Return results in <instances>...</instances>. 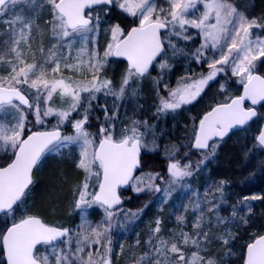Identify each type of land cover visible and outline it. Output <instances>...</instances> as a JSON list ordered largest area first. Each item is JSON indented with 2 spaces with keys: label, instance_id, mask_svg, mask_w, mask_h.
Masks as SVG:
<instances>
[{
  "label": "snow or ice",
  "instance_id": "obj_1",
  "mask_svg": "<svg viewBox=\"0 0 264 264\" xmlns=\"http://www.w3.org/2000/svg\"><path fill=\"white\" fill-rule=\"evenodd\" d=\"M37 8L50 15L45 23L51 40L49 46L41 43L34 49L35 18L31 13ZM114 11L125 19L131 17L134 26L124 29L119 23L110 25L106 29L110 39L101 51L96 35L101 20ZM0 23L7 37L0 43V151L7 157L0 164V213L5 218L4 230L0 231L3 264H113L111 231L115 217L122 213L135 220L143 212V208L123 210L121 189L136 194L162 193L167 203L176 186L186 187L183 181L217 155L233 129L244 127L257 116L256 108L246 107L245 101L252 106L264 102V75L254 71L257 61L264 62V36L252 32L253 28L264 32V23L247 17L230 0H0ZM189 29L198 30L203 38L191 56L198 63L205 61L208 72L196 79L182 77L175 88L165 85L166 95L157 92V113L192 104L219 73L227 70L237 78L243 94L226 97L194 124L188 151L169 160L167 176L151 172L137 175L142 167L141 152L149 148L145 137L152 126L147 121L132 120L117 128L105 107L104 122L92 131L91 102L101 93L114 101L137 97L154 68L170 70L171 57L188 55L177 41L191 40ZM209 49L214 53L211 59L206 56ZM110 58L126 63L118 84L105 74ZM220 88L226 91L227 85ZM56 99L62 106H56ZM30 113L33 128L43 127L48 117H56V123L33 130L28 127ZM65 125L70 128L68 134L62 130ZM254 139L264 148V129ZM65 151L77 155L75 167L83 173L74 188V207L81 221L77 230L49 224L38 215L17 218L31 191L33 169L46 156ZM179 152L173 146L169 155L174 157ZM193 155L199 156L195 163L190 158ZM158 181L167 186L161 187ZM225 183L220 181L214 191L206 190L203 202H193V233L180 227L178 233L165 237L157 218L150 227L147 250L132 264H220L207 248L213 221L247 224L248 218L242 213L246 210L250 216L252 206L245 202L261 199L244 196L229 206L228 216H221V205L228 203L223 195ZM93 206L104 213L95 225L88 218V209ZM183 207L187 211V205ZM176 221L183 226L186 217L177 214ZM229 234L226 231L216 238L228 245ZM244 247L242 264H264V235H253Z\"/></svg>",
  "mask_w": 264,
  "mask_h": 264
},
{
  "label": "rangeland",
  "instance_id": "obj_2",
  "mask_svg": "<svg viewBox=\"0 0 264 264\" xmlns=\"http://www.w3.org/2000/svg\"><path fill=\"white\" fill-rule=\"evenodd\" d=\"M158 3H163V0H157ZM232 4H234L237 9L241 12H243L247 17L252 19V1L251 0H230ZM255 10L257 12V15L264 16V11L259 10L261 7H257L259 5H255ZM23 7V6H21ZM200 10L202 11V6H199ZM247 8V9H246ZM249 8V9H248ZM26 11V9H25ZM114 14L116 16H119L121 22H114L110 21L107 18H104L101 20V28L99 31V34L96 35V44L97 47L102 51L103 48L106 46L107 41L110 39V33L106 32V29L110 27V25L119 23L121 27L125 25L127 22L132 23V18L129 17L127 19L122 16L119 11H114ZM199 13H197L198 15ZM31 15L35 18V24L33 27V34H32V41H33V48H38L41 43L47 47L49 46L50 40H51V33L48 28V25L45 23L47 20L50 19V15L46 10H41L40 8H37L34 13H31ZM257 17V16H256ZM254 17V18H256ZM258 18V17H257ZM257 20V19H256ZM258 21V20H257ZM193 30L195 33L193 36H197V42L198 47L203 43L202 36L198 35V30L196 29H189ZM252 32L254 35H261L264 36V32H262L260 29L253 28ZM196 34V35H195ZM6 32H5V26L0 23V43L5 40ZM178 42L185 43L183 40H179ZM186 44V43H185ZM184 44V45H185ZM185 45V49H186ZM184 47V46H183ZM196 49V48H195ZM195 49H192V51L188 52V55L183 56L180 60V63H178L182 67L179 69H170L167 72L163 71L156 67V71L154 72V75H160L161 77H147L145 78L144 82L141 85V90L139 92V95L137 97H129L125 100L121 101H114V98L112 96L105 97L102 93L97 94V99L93 100L92 103V109H91V130L95 131V129L104 122L105 120V112L101 109V107L97 106V103H100V100L102 104L106 107L110 106V108H113V104H116V107L113 108V114L109 117L112 118V122L116 124L117 128L124 127L126 125H129L132 120L137 121H147L149 125H151L150 134L146 135L145 139L148 142L149 148L147 150H142V153L144 156L154 154L155 149L157 147L158 141L162 140L165 142L167 140V121H169L170 124V130L174 135V129L175 125L179 128L180 121L177 120V115L181 113L183 108L185 111L191 110L200 113L204 111V106L207 108H210L214 106L217 103H220L225 100L226 97L231 96L235 97L239 95V91L241 89V85L237 82L236 77L230 76V70H227L224 73H219L215 80L211 81L208 86L205 87L204 91L201 93V96L197 98L196 101H194L192 104L185 105L182 108L172 112H166V113H157L156 108L158 105V96L157 92H159L160 95H166L165 91V85H167L169 88H175L177 85V82L181 80L182 77H191L192 79L199 78L201 74H207L208 67L207 63L205 61L196 62L194 58H192L191 53L195 51ZM170 51V50H169ZM213 50H206V56L208 59H211L213 57ZM215 55L219 56V51L215 52ZM110 63L107 66L105 74L113 79L114 83L118 84L121 75L124 72L125 64L122 62L114 61L112 58H110ZM192 64L197 65L195 68H192ZM256 69L254 70L256 74L264 75V62L257 61L256 62ZM202 67L203 72H198V67ZM184 67V68H183ZM185 69V70H184ZM186 72L183 73L182 72ZM188 73L191 75H188ZM66 75H73L72 72H66ZM81 78V77H77ZM174 79V84L171 86L170 81ZM155 81H159V83H155ZM221 84H226L227 88L226 91H222L220 88ZM86 95V94H85ZM196 102L198 105H196ZM56 106H62L61 102L56 99L55 100ZM85 107H88L87 103L84 105ZM101 111V112H99ZM190 113V112H189ZM76 113H73V117H76ZM107 115H109L107 113ZM264 115V106L262 108H259V124L261 123V119ZM193 115L185 114V122L182 121V127H180L178 131L179 135V143L181 145H185L186 141L181 139L186 135V131L190 130V124H188V117L190 120H192ZM56 117H48L45 118V124L47 125V128H51L52 125L56 123ZM29 123L28 127L33 128L34 125V117L32 114H29ZM44 124V125H45ZM188 126V127H187ZM38 125H35V128L33 130L37 129ZM65 130V134H68L70 132V128L65 125L63 127ZM165 144V143H164ZM174 145H168L166 147V156L167 158H174L173 156L169 155V152L172 150ZM176 147V146H175ZM177 148V147H176ZM6 155L4 152L0 151V161L6 160ZM77 155L73 152L70 154L69 152L65 151L62 154H56V155H48L45 158L41 160V162L37 165L35 169L39 168L38 175H37V181L40 178V191L44 194V199L42 202H37L36 206H34V212L36 214H39L40 216L43 215L45 220L50 221V218H54L58 213L56 214L54 212H48L44 213L42 210L43 205H47L51 201H55L56 204L61 205L60 207L65 204L68 210L67 216L64 214L63 218L73 220L72 227L69 229H72L73 231L77 230L79 224H80V215L79 212L74 207V188L81 182L83 179V173L75 167V161L77 159ZM193 163H195L199 156L196 158L190 157ZM53 159L54 163L49 164V166L52 165L50 169L47 171L45 170V166L43 165L44 162H47L49 160ZM63 159V160H60ZM65 160V161H64ZM214 158L207 161L206 164L201 165L198 170L194 171V174L191 177H187L183 184L186 187H180L176 186V190L174 191L172 197L168 199L167 203H164V197L162 193H140L136 194L133 191L129 190L128 193L124 195V199L126 200V203L122 205V208L124 211L131 210L132 212H136L138 209L143 208V212L140 214V216L135 219L131 220L130 218H126L122 213H118L117 216L114 219L113 227L111 231L112 236V247H113V254H112V262L113 264H132L133 259L136 256L141 255L143 252L147 250V244L146 241L149 239V231L150 227L154 225V222L157 218L161 220V235L165 237H170V234L175 232L178 233L180 230V227H183V230L189 233H193L194 229L192 227L194 218L196 213L192 210V204L193 202L200 200L203 202L204 199V193L208 189H212L214 191L215 188L210 187V184L213 183V178H209L210 176V167L214 166L212 165ZM62 162L61 167L65 168L68 175L69 174V163L73 165V168L75 171L82 174L80 179H77V181H71L67 187L65 188H55L56 190L51 189V198H49L48 194V187L51 186V182L53 181V176L51 175L52 172L56 171L54 168L59 167L58 162ZM50 162V161H49ZM169 162V161H168ZM168 162H164V171L160 174L163 176H167L166 168ZM54 164H57L58 167H54ZM152 168V167H150ZM46 171V172H45ZM156 173L151 169L143 168L141 171L138 172L137 175L143 174V173ZM48 174V175H47ZM46 175V176H45ZM51 175V176H50ZM72 175V174H71ZM200 175H202L204 184L202 181L200 182ZM45 176V177H43ZM216 183H220V181H225L226 178H224L220 173L217 174ZM44 178V182L42 181ZM46 178V179H45ZM69 180V179H68ZM35 182V181H34ZM92 183H95V178H93ZM158 183L161 184V187H166L163 182L158 181ZM33 185V183H32ZM36 184L34 183V186ZM33 186V187H34ZM36 187V186H35ZM224 198L227 200V204L221 205V216H228L230 212V205L233 203H236L238 200H240L242 197L235 198V196L232 195L230 189H228V186L224 184ZM217 196V202H219V194H216ZM141 198V200H139ZM43 203V205H42ZM245 203H252V201H248ZM147 205V207H144ZM184 205H187V211L184 210ZM205 211L207 208V205H204ZM27 204H26V198L25 203L22 207V210L17 211L16 217L19 218L21 215L27 214ZM42 210V211H41ZM97 211L100 216L101 220L103 219V209H100L97 206H93V208L88 209V218L90 219V214L93 211ZM147 210H150V217L145 218V221L142 222V224L139 226V222L142 218V216L146 213ZM177 214H183L186 217V223L183 226L177 225L176 221V215ZM243 215L250 217L246 210L242 213ZM207 215V212H206ZM152 217V218H151ZM10 219V218H9ZM98 220V221H101ZM10 223L12 222L11 219L9 220ZM92 222V221H91ZM251 221H248L247 224L241 223L239 221H227L224 224H216L215 221H213L212 227L208 230L209 236H210V242L215 241L217 242V246L219 251H210V254L215 257L220 264H230L233 251H232V244L231 240L233 239V236L237 239L244 240L246 233L250 231L249 224ZM93 225H95L98 222H92ZM142 226V227H141ZM229 232L230 234L227 236L229 240L228 245H223L216 237L221 235L224 232ZM234 233V234H233ZM137 240H139V244H137ZM209 242V244H210ZM208 244V245H209ZM121 245H123V250H121ZM207 245V246H208ZM41 253L44 252V248L40 247Z\"/></svg>",
  "mask_w": 264,
  "mask_h": 264
},
{
  "label": "trees",
  "instance_id": "obj_3",
  "mask_svg": "<svg viewBox=\"0 0 264 264\" xmlns=\"http://www.w3.org/2000/svg\"><path fill=\"white\" fill-rule=\"evenodd\" d=\"M251 1H252L251 3L252 6H250L251 11H252L251 17L254 18L257 16L258 18L256 17L255 19H257L258 22L264 23V16L261 17L257 15V12L255 10H257L258 8L256 9L254 6V4L259 5L257 6V7H261L259 10L264 11V0H251ZM107 19L110 21H114V22H121L119 16H116L114 12L112 13L111 17ZM131 26H134L133 23L127 22L125 25L122 26V28L128 29ZM189 32L192 35V39L188 41H184L186 43L184 44L187 45L186 49H185V45L182 42H178L179 47L184 48L185 52L187 53L189 51H192V49L197 48L198 46L197 36H193L195 32L193 30H189ZM169 56L171 57V50L169 51ZM183 56L185 55L178 54L176 57H171L170 59L171 68L170 69L180 70L182 67L177 66V65H179L178 63H180L181 61L180 59ZM196 66L197 65L192 64V68H195ZM184 70L182 74L186 73L184 72ZM155 71H156V68H154V70L150 74L151 77L158 76V77L163 78V76L154 75ZM164 71L167 72L168 70H164ZM201 71L203 72L202 67L200 66L198 67V72H201ZM188 75L190 74L188 73ZM173 84H174V79L170 81V85L172 86ZM196 105H198L197 102H196ZM97 106L98 107L100 106L102 108L106 107L102 104L101 100L99 104L97 103ZM212 107L207 108L204 106L203 112L196 113L192 111V114H191V110L185 111V109L183 108L180 115L179 114L177 115V120H182L183 122H185V119H184L185 114L193 115L192 120H190V118L188 117L187 125L190 124L191 129L188 130V132L186 131L187 133L186 135H189V136H185L181 138L186 141L185 145H181L179 143L180 138L178 135V131L180 130L179 128L182 127L183 125L182 121H180L179 128L176 125L175 127H173L175 131L174 135L170 130L171 126L169 124V121H167V133H166L167 140H165V142H163L162 140L158 141L154 154L144 156V154L142 153V156H141L142 167L139 171H141L145 167V168L153 170L156 173H161L164 171V166H165L164 162H168L170 159H177V158L182 157L184 152L188 151L187 145L190 143L191 131H192L194 124L198 123L201 116L204 113H206L209 109H211ZM106 108L108 109V112H107L109 114L108 116L112 115L113 114L112 112L114 111L113 108H110V106ZM258 122H259V118L256 121H254L251 125H249L244 131L233 133L230 136H228L226 139H224V141L220 144V147L217 151V155L214 157V160L212 162V165L214 166V168L210 167L209 178H213V179L215 178L213 180V183L210 184V187L215 188L216 186H218V183H216V180H217L216 178H218L217 174L220 173L224 178H226L225 184L228 186V189H230L232 195L235 196V198L244 197V196L261 197V199L253 200L251 203L252 213L250 217H248V221H251L249 224L251 225L249 226L250 231L246 233V235L248 236H245V239L242 241L241 239H237V238H235L234 240L232 239L230 241L232 244L231 248L233 251V256H232L230 264H242L241 256H243V254L245 253L244 246L247 243L251 242V237L253 235H264V151L260 148V146L256 143L254 139V137L258 134L259 127H260V124ZM43 128H47V125L45 124L43 125V127L38 125L37 127V129L39 130H43ZM168 145H174L180 149L179 154L175 156L174 158L168 159L166 156L167 153L165 151ZM197 156L198 155H193L191 157L196 158ZM60 160H63V159H60ZM49 161L43 163L46 171L52 167V165L49 166V164L54 163L53 159ZM4 162L5 160L4 161L2 160V162L0 161V164H3ZM58 163H59L58 164L59 167L57 164H54V167H58V168H54L56 171L52 172L51 174L54 178H53V181L51 182V186L48 187L49 198H51L50 197L51 189L56 190L55 189L56 187L67 189L71 181L73 182L77 181V179H80L79 177L82 176L81 173L74 170L72 164L69 163L70 165L69 174L70 175H68L66 172H64L66 169L61 167L62 165H60L62 164V162L59 161ZM38 171H39V168L34 170L33 175H32L33 185L31 186V191L29 192V194L25 197L26 204H27L26 209H27L28 215L40 216L39 214H36L33 210H34V206H36V203L37 202L40 203L44 199L43 197L44 194L42 191H40V188L38 187L40 186V183H41L40 178L37 181ZM199 179H200V182L202 181V183L204 184L202 175H200ZM42 181L44 182V178ZM34 183L36 184L35 185L36 187L34 186ZM139 200H141V198ZM123 201H124L123 202V205H124L126 203V200L124 199V197H123ZM33 204L35 205L33 206ZM60 206L61 205L56 204L54 200L49 202L47 205H43L42 210L44 213H48L51 211V212H54L55 214L57 212L58 214L54 218H50V221L45 220L46 218H44L43 215H41L40 217L49 224L71 228L73 226L72 225L73 220L70 219V217L68 219L63 218L64 214L66 216L68 214L67 207L65 206V204H63L62 207ZM150 212H151L150 210H147L146 213L142 216L139 222V226L142 224V222L145 221V218L147 219L150 217ZM90 219L94 223L99 222L98 220H101V216L97 211L94 210L90 214ZM4 220H5L4 216H0V231L4 230V227H5ZM9 220L10 219H8L7 221L8 225L11 224ZM207 248L211 251H217V252L219 251L217 242L215 241H211L210 244L207 246ZM0 264H3L2 255H0Z\"/></svg>",
  "mask_w": 264,
  "mask_h": 264
},
{
  "label": "water",
  "instance_id": "obj_4",
  "mask_svg": "<svg viewBox=\"0 0 264 264\" xmlns=\"http://www.w3.org/2000/svg\"><path fill=\"white\" fill-rule=\"evenodd\" d=\"M113 59H115V60H120V61H122V59L121 58H113ZM123 62V61H122ZM125 63V62H124ZM125 65H126V63H125ZM243 94V88L241 87V90H240V93H239V95H242ZM238 96V95H237ZM245 106L246 107H255L256 108V110H257V116L256 117H253V119L251 120V121H249L248 122V124L247 125H245L244 127H237V128H235V129H233L232 130V132H230L229 133V135L228 136H230L231 134H233V133H237V132H242V131H244L249 125H251L254 121H256L258 118H259V108H261L262 106H264V102H261V104H258V105H255V106H252L251 105V103H250V101H245ZM214 107V106H213ZM203 117V116H202ZM201 117V118H202ZM260 129H264V115H263V117H262V119H261V123H260V127H259V130ZM227 136V137H228ZM227 137H225L224 139H226ZM257 143V142H256ZM263 151H264V148H262V147H260ZM194 151V150H193ZM33 171H34V169H33ZM139 171V170H138ZM138 173V172H137ZM136 173V174H137ZM122 191H126V190H124V189H121ZM2 215H4L3 213H0V216H2ZM245 251H246V249H245ZM3 261H4V257H3Z\"/></svg>",
  "mask_w": 264,
  "mask_h": 264
},
{
  "label": "flooded vegetation",
  "instance_id": "obj_5",
  "mask_svg": "<svg viewBox=\"0 0 264 264\" xmlns=\"http://www.w3.org/2000/svg\"><path fill=\"white\" fill-rule=\"evenodd\" d=\"M112 59H113V58H112ZM113 60H114V61H117V62H120V63L122 62V61H120V60H115V59H113ZM122 63L125 64L124 62H122ZM152 71H153V70H152ZM152 71H151V73H152ZM146 78H147V77H146ZM101 109L104 111V108L101 107ZM62 130H63L64 133H65V130H64V129H62ZM129 190H130V189H128V190H126V191H122V190H121V193H122V199H123L124 195H125L126 193L129 192Z\"/></svg>",
  "mask_w": 264,
  "mask_h": 264
}]
</instances>
